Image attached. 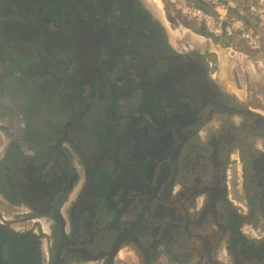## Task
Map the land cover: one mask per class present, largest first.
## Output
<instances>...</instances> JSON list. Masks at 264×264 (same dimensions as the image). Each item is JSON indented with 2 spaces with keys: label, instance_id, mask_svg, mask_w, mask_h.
I'll return each mask as SVG.
<instances>
[{
  "label": "flooded vegetation",
  "instance_id": "1",
  "mask_svg": "<svg viewBox=\"0 0 264 264\" xmlns=\"http://www.w3.org/2000/svg\"><path fill=\"white\" fill-rule=\"evenodd\" d=\"M206 55L141 0H0V264L264 252V115Z\"/></svg>",
  "mask_w": 264,
  "mask_h": 264
},
{
  "label": "rangeland",
  "instance_id": "2",
  "mask_svg": "<svg viewBox=\"0 0 264 264\" xmlns=\"http://www.w3.org/2000/svg\"><path fill=\"white\" fill-rule=\"evenodd\" d=\"M198 1L141 0L152 17L166 28L168 38L175 49L181 51L202 49L205 54L207 53L210 73L220 85L234 97L245 101L249 108L264 115V0H217L214 4L204 3L205 6L199 9H204L215 22H221L222 29L232 27L230 35L223 33L216 37L211 35L204 25H198L189 18V8H198ZM218 11L224 15L222 19L216 20L219 16ZM251 31L252 36L257 35L260 38V48L257 50H252L249 41L240 37L242 33L250 34ZM233 182L234 180H231V184ZM234 188H231L232 192ZM239 201L241 203V200ZM248 235L250 237L254 235L252 238H255L258 233ZM137 253L133 247L125 246L116 256L114 264H141ZM221 257V260H217L219 264L233 263L230 259ZM199 263L210 264L204 260ZM244 264L264 262L253 260Z\"/></svg>",
  "mask_w": 264,
  "mask_h": 264
},
{
  "label": "built area",
  "instance_id": "3",
  "mask_svg": "<svg viewBox=\"0 0 264 264\" xmlns=\"http://www.w3.org/2000/svg\"><path fill=\"white\" fill-rule=\"evenodd\" d=\"M172 1V0H171ZM200 2H202L203 4L204 3H216L217 0H199ZM219 12V16L215 17L216 20H219V19H222L223 15L222 12L218 11ZM188 15H189V18L192 19L196 24L198 25H204L203 27H205V29L213 36H221L223 33L225 35H230L231 34V30H232V27H225L224 29H222V24L221 22H215L214 18L210 15V14H207V12H205L204 9H199V8H189V11H188ZM250 31V30H248ZM241 39L244 38L245 41H249V45L251 47L252 50H257L260 48V45H259V36H252V31L250 34L246 33H242L241 34ZM251 233V232H250ZM44 253H46V250H43Z\"/></svg>",
  "mask_w": 264,
  "mask_h": 264
},
{
  "label": "trees",
  "instance_id": "4",
  "mask_svg": "<svg viewBox=\"0 0 264 264\" xmlns=\"http://www.w3.org/2000/svg\"><path fill=\"white\" fill-rule=\"evenodd\" d=\"M198 2H197L198 8L199 7H202L203 8L205 6V4H203L202 2H199V3ZM95 180H96L97 183H99V181H100V179H98V178L95 179ZM242 223H243V221L240 222V224H242ZM233 247H230L228 251L232 255V260H233L232 262L234 264H243V262L244 263H246V262L249 263V262H251L253 260H256V259H259V260H261V261L264 262V252H263V249L261 247L257 246L254 243H250L249 244V243L244 242L242 244V249L244 250L243 252H245V251L246 252L247 251H252L251 254H245V253H243L244 254L243 255L244 260L239 258V256L235 253V249Z\"/></svg>",
  "mask_w": 264,
  "mask_h": 264
},
{
  "label": "bare ground",
  "instance_id": "5",
  "mask_svg": "<svg viewBox=\"0 0 264 264\" xmlns=\"http://www.w3.org/2000/svg\"><path fill=\"white\" fill-rule=\"evenodd\" d=\"M173 34H174V32H173ZM224 56V55H223ZM222 65V64H221ZM222 72H224V71H222ZM225 78V77H224ZM121 256V255H120Z\"/></svg>",
  "mask_w": 264,
  "mask_h": 264
},
{
  "label": "clouds",
  "instance_id": "6",
  "mask_svg": "<svg viewBox=\"0 0 264 264\" xmlns=\"http://www.w3.org/2000/svg\"><path fill=\"white\" fill-rule=\"evenodd\" d=\"M120 252V251H119ZM119 252H118V254L117 255H119Z\"/></svg>",
  "mask_w": 264,
  "mask_h": 264
}]
</instances>
